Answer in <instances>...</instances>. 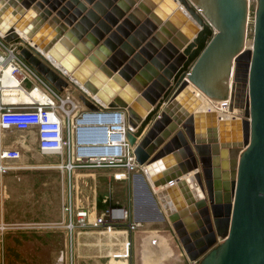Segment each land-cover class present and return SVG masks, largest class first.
Segmentation results:
<instances>
[{"label": "water", "instance_id": "obj_1", "mask_svg": "<svg viewBox=\"0 0 264 264\" xmlns=\"http://www.w3.org/2000/svg\"><path fill=\"white\" fill-rule=\"evenodd\" d=\"M193 1L0 0V32L56 91L125 109L135 159L190 261L264 264V0L250 47L247 0ZM189 84L243 116L200 107Z\"/></svg>", "mask_w": 264, "mask_h": 264}, {"label": "crops", "instance_id": "obj_2", "mask_svg": "<svg viewBox=\"0 0 264 264\" xmlns=\"http://www.w3.org/2000/svg\"><path fill=\"white\" fill-rule=\"evenodd\" d=\"M26 84L27 87L30 86ZM191 85L200 93V97L212 99L197 86ZM12 131L17 132V135H11ZM2 146L16 147L21 155L15 159L4 160L8 167L0 172V235L41 237L38 242L40 246L36 242L34 246L31 245L29 240L26 244H19L18 241L14 244L3 242L0 245V260L3 263L105 264L114 252L124 248L126 241L129 243V250L136 242L140 247L148 244L140 249L139 264H155V259L152 260L151 257L157 252L160 253L159 264L169 263L168 257H165L170 254L166 238L159 232H151L153 229L149 230L151 233H142L154 223L155 217L150 214L153 210L159 209L166 214L153 192L160 187L154 188L150 185L142 166L139 165L134 174L128 172L123 178L114 177L112 171L118 169L109 167L113 170L105 178L102 192L98 191V179L92 171L93 167H75L71 172L74 206L83 205L91 214H99L111 204L126 206L131 212V217L138 222V226L132 229V235L124 227L106 230L92 226H74L69 229V215L63 210L67 199L68 172L60 165V162L66 161V156L39 149L36 129L33 126L24 129L0 128V147ZM27 147L29 152L33 153V161L25 159L27 155L24 149ZM41 153L58 154L60 158L54 161L49 157L35 156ZM198 168L200 169V162ZM188 187L190 191H193L194 187L198 188L196 179L189 181ZM151 194L155 197V202ZM169 199L173 202L172 196H169ZM156 221L160 223L162 220ZM169 225L175 233L171 222ZM160 226L162 227L158 225L156 228ZM8 251L11 252L9 255ZM36 251H39L37 255L45 256V259L33 262L31 257ZM44 251L47 254H44ZM128 261L130 262V256Z\"/></svg>", "mask_w": 264, "mask_h": 264}, {"label": "built area", "instance_id": "obj_3", "mask_svg": "<svg viewBox=\"0 0 264 264\" xmlns=\"http://www.w3.org/2000/svg\"><path fill=\"white\" fill-rule=\"evenodd\" d=\"M249 17L247 11L246 24ZM2 36L0 32V128L33 126L39 149L66 156V161L60 165L68 172L67 199L63 204V210L69 215L68 228L135 229L138 222L126 206L111 204L101 213L91 214L85 206L75 207L72 202L71 172L75 167H115L118 170L114 177H126L128 172L134 174L138 169L133 145L126 136L129 125L125 109L111 106L94 95L96 108H90L71 85L56 91L22 60L16 43L8 42ZM4 74L14 78L15 83L4 82ZM35 88L40 90V98L32 96ZM21 91L28 98H23ZM212 101L214 110L223 117L243 116V108H229V97ZM20 155L16 147H0V172L8 167L4 160ZM129 256L126 241L124 248L114 252L105 264H129ZM0 264L4 263L0 260Z\"/></svg>", "mask_w": 264, "mask_h": 264}, {"label": "rangeland", "instance_id": "obj_4", "mask_svg": "<svg viewBox=\"0 0 264 264\" xmlns=\"http://www.w3.org/2000/svg\"><path fill=\"white\" fill-rule=\"evenodd\" d=\"M191 1L192 3H194L193 0H189ZM255 10H256V4H255V0H247V11H249V21L248 23L246 24L245 23V41H244V44L245 46L247 47H250V45L252 44V36H253V25H254V13H255ZM11 135H17V132H10ZM28 137V136H26ZM24 153L27 155L25 157L26 161H33V153L31 154L29 152V149L28 147L26 149H24ZM36 157H40L42 156L43 158L44 157H49V158H52L54 161H57L60 156L58 154L56 155H51V154H44V153H41V154H37L35 155ZM40 157V158H42ZM111 168L109 167H98V168H94L92 169L93 172H95V176L96 178L98 179V191L99 192H102L104 190V184H105V178L108 176V174H110L111 172ZM117 170H113L112 171V175H114L116 173ZM121 173V172H118V174ZM117 178H123V176H120V177H117ZM153 200V199H152ZM153 202V201H152ZM152 211V210H151ZM151 216L155 217V220H153L154 223H151V226H148L146 227V230H144L142 233H147V232H150L151 230L150 229H153L151 232L153 233H157L159 232L161 235H163L165 238H166V241L169 242V247H170V254L169 255H165V257L167 258L168 257V261L169 262L168 264H191L186 253L184 252L183 250V247L178 239V237L176 236V234L173 232V230L170 228V222L169 220L167 219V216L164 212H161L159 209L157 210H153L151 213ZM156 220H162L160 223H158V221ZM158 225H162V227L160 228H156L158 227ZM117 228H121V227H115L114 229L112 230H115ZM154 229H158L157 231H155ZM150 230V231H149ZM128 232L130 235H132V229H128ZM141 232V231H140ZM150 232V233H151ZM138 233V232H137ZM141 233V234H142ZM40 236H9V235H0V245L4 242V243H19V244H26V242L29 240L31 243V245L34 246L35 242L38 244V246H40L41 244L38 243L39 240H40ZM14 239L15 241L13 242ZM17 239V240H16ZM133 246V245H132ZM145 246H148V244H144L142 247H140L139 243L136 242L134 247H131V249L129 250V254H130V262L129 264H139V255L141 253L140 249L145 247ZM133 249V250H132ZM11 252L8 251L7 252V255H9ZM44 254H47V252H43ZM39 254V251H36L34 253V256L31 257L32 258V261L33 262H37V261H40V260H44L45 259V256H39L37 255ZM134 256H133V255ZM159 254L160 253H156V254H153L151 259L153 260V258L155 259V264H159ZM133 258V259H132ZM158 260V261H157ZM5 264V263H4ZM193 264H198L196 261L193 262Z\"/></svg>", "mask_w": 264, "mask_h": 264}, {"label": "bare ground", "instance_id": "obj_5", "mask_svg": "<svg viewBox=\"0 0 264 264\" xmlns=\"http://www.w3.org/2000/svg\"><path fill=\"white\" fill-rule=\"evenodd\" d=\"M2 79H3L4 82H10V83H15V81H16L14 78H11V77H9L6 74L3 75ZM230 79L231 78H229V81H230ZM189 87L193 88V86L191 84H189ZM196 92H198V91H196ZM31 94H32L33 97H36V98H40L41 97V92H40V90L38 88H35L31 92ZM199 95H200V93H199ZM21 96L23 98H28L27 94L25 92H22V91H21ZM213 106H214V102L212 101V99L209 98V100H206L204 97H201L200 107H209V108L215 109Z\"/></svg>", "mask_w": 264, "mask_h": 264}]
</instances>
